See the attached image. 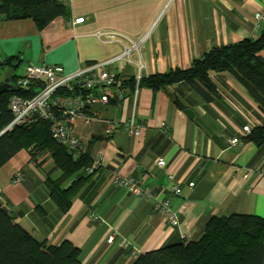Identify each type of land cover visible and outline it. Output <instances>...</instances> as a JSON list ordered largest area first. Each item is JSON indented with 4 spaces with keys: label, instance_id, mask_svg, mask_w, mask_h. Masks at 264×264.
<instances>
[{
    "label": "crops",
    "instance_id": "0c3cea01",
    "mask_svg": "<svg viewBox=\"0 0 264 264\" xmlns=\"http://www.w3.org/2000/svg\"><path fill=\"white\" fill-rule=\"evenodd\" d=\"M58 1L68 7V17L57 16L42 30L28 18L0 21V61L14 56V66L20 61L59 64L72 72L115 58L128 46L125 39L104 42L94 35L97 31L143 40L138 51L129 52V61L110 64L125 88L121 100L93 106L100 119L75 122L99 167L92 196L75 198L62 214L44 184L51 160L45 155L31 164L29 153L21 150L0 166V207L37 240L70 241L80 250V264H132L143 252L198 240L212 216L264 218V142H247L242 131L264 125V114L230 74H211L215 91L209 100L185 83L158 90L139 86L135 100L129 88L137 72L141 78L187 68L213 46L258 37L264 21L256 27L253 13L264 0ZM77 16L83 21L71 24ZM260 54L264 58V49ZM7 74L0 71V83ZM133 111L144 126L138 137L124 126ZM107 120L117 123L109 134ZM233 137L240 142L231 145ZM158 158L165 164L157 165ZM16 173L19 182L13 181ZM114 174L134 177L149 196L126 192L113 182ZM172 184L179 195L169 191ZM154 197L169 199L176 225L155 211Z\"/></svg>",
    "mask_w": 264,
    "mask_h": 264
},
{
    "label": "trees",
    "instance_id": "16d2710c",
    "mask_svg": "<svg viewBox=\"0 0 264 264\" xmlns=\"http://www.w3.org/2000/svg\"><path fill=\"white\" fill-rule=\"evenodd\" d=\"M68 7L58 0H0V21L31 19L42 30L57 16L67 18ZM264 28L256 38H244L234 43L213 46L200 57L191 60L187 68H171L163 73L141 77L139 86L153 90L185 83L210 99L215 87L211 74L226 72L244 88L249 98L264 114ZM15 57L0 61L1 67L14 68ZM10 80L17 75L7 74ZM134 79H130L132 90ZM31 95L15 89L13 84L0 93V166L21 150L30 160L45 153L52 163L44 184L49 197L59 211L66 213L72 201H87L96 189L98 166L93 165L89 150L79 156L58 144L49 133L46 121L29 125L6 126L12 115L8 107L11 94ZM179 106L177 100H174ZM247 142H264V125L254 127L244 135ZM15 216L0 207V264H80V250L68 240L51 244L37 240L16 222ZM264 218L257 215L232 213L212 216L198 240H185L163 245L141 253L132 264H263Z\"/></svg>",
    "mask_w": 264,
    "mask_h": 264
},
{
    "label": "built area",
    "instance_id": "2783aa9c",
    "mask_svg": "<svg viewBox=\"0 0 264 264\" xmlns=\"http://www.w3.org/2000/svg\"><path fill=\"white\" fill-rule=\"evenodd\" d=\"M255 26L259 27L264 21V7L255 10L253 13ZM83 21V16H77L72 19L71 24H78ZM102 41L127 40L128 46L123 45L122 52L110 60L104 62L93 63L84 68L68 72L64 66L59 64H35L28 63L23 69V73L15 78L13 87L22 92H29L30 89L34 93L27 96L17 93L10 95L8 99V107L12 118L6 129L15 125H29L37 120L46 121L49 125L50 136L60 145L72 151L74 156L84 153L87 148L80 140L74 127L75 122L80 120L83 124H87L92 120L100 119L96 113L92 111L95 105L105 106L111 102L116 104L121 100L125 88L122 86L119 76L110 64L116 59H124L129 61L128 54L131 50L138 51L140 42L143 38L136 41L129 40L126 36L118 32L97 31L94 34ZM122 43V42H121ZM142 64L137 63L138 70ZM140 76L134 77V84L131 90L135 100L139 88ZM117 89V92L114 91ZM106 134H109L116 126L115 121H106ZM126 132L138 137L142 134L144 126L136 119L134 111L124 121ZM248 126H243L244 134L249 132ZM237 137L229 138L231 145L239 143ZM45 153L37 154L31 159V164H36L43 159ZM95 162V161H94ZM156 164L162 166L165 164L164 158H158ZM137 167V166H135ZM21 175L16 173L13 181L19 182ZM113 182L126 192L132 193L138 197H147L149 192L147 188L140 185L134 177L113 175ZM168 180L172 179V175H167ZM192 186L193 183H189ZM169 191L174 195L180 194V189L176 185H170ZM153 207L156 212L163 215L171 225L177 224V212L171 210L169 199L153 198ZM98 217L92 216L93 220ZM113 236H109L106 241L110 243Z\"/></svg>",
    "mask_w": 264,
    "mask_h": 264
},
{
    "label": "rangeland",
    "instance_id": "374dc122",
    "mask_svg": "<svg viewBox=\"0 0 264 264\" xmlns=\"http://www.w3.org/2000/svg\"><path fill=\"white\" fill-rule=\"evenodd\" d=\"M16 63V62H15ZM29 63H32V62H29ZM28 64V62H26V61H24V62H22V61H20L19 63H18V65L17 66H15L14 68H6V69H2V70H0V71H3V72H10V71H12L13 72V74H15V75H17V77H19L22 73H23V69H24V67H25V65H27ZM16 77V78H17ZM7 78V77H6ZM14 82V80H10L9 79V81H8V83L9 84H11V83H13ZM46 155V154H45ZM47 156V155H46ZM45 157V156H44ZM43 157V158H44ZM47 158H49L48 156H47Z\"/></svg>",
    "mask_w": 264,
    "mask_h": 264
},
{
    "label": "water",
    "instance_id": "95a60500",
    "mask_svg": "<svg viewBox=\"0 0 264 264\" xmlns=\"http://www.w3.org/2000/svg\"><path fill=\"white\" fill-rule=\"evenodd\" d=\"M9 87L8 84V78H4V80L2 81V83H0V93L4 92L5 90H7Z\"/></svg>",
    "mask_w": 264,
    "mask_h": 264
}]
</instances>
